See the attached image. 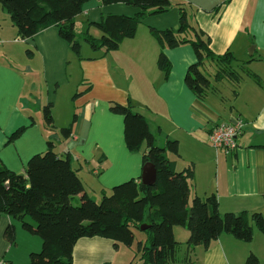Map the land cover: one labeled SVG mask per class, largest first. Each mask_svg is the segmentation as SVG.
Wrapping results in <instances>:
<instances>
[{"label":"crops","instance_id":"1","mask_svg":"<svg viewBox=\"0 0 264 264\" xmlns=\"http://www.w3.org/2000/svg\"><path fill=\"white\" fill-rule=\"evenodd\" d=\"M178 1L187 7L189 24L209 36L210 48L216 55L229 51L237 59L234 68L243 73L239 85L224 80L214 84V90L205 99L196 97L185 84L188 68L197 62L190 45L164 50L172 66L165 80L157 66L160 46L150 28L178 30V8L162 16L144 18L135 38L125 40L117 51L78 58L56 27L32 39H21L9 14L1 7L0 160L3 165L24 175L28 161L44 154L48 142L54 141L58 143L55 145L58 155L71 154L80 179L88 168L101 195L107 194L117 184L140 178L143 172V153L127 149L124 119L110 110L111 104L131 105L146 118L156 144L166 147L169 139L178 142L179 154L168 152L167 156L176 162L178 172L193 171L189 181L190 204L195 197L205 199L215 195L221 214L264 213V0ZM92 2L84 6L82 13L88 17V23L100 22L108 15L132 17L138 12L125 4L104 6L98 0ZM95 12H100L99 16H94ZM87 28L91 31L95 27ZM213 65L207 64L209 68ZM36 76L42 85L36 83ZM61 97L66 100L61 101ZM49 104L54 130L44 125V116L40 114ZM36 106L35 115L31 108ZM69 111L77 120L72 135L68 139L61 136L62 139L58 131L72 123V115L66 124H58L56 120L60 112L69 117ZM237 118L244 120L246 126L238 138L236 151L226 155L211 146L209 134L217 124ZM22 127H26L23 134L8 142ZM84 188L89 196L85 185ZM10 224L16 228L15 247L4 236ZM180 230L187 232L176 227L174 236L183 245L186 235ZM25 234L19 222L3 215L0 259L21 264L19 255L27 261L30 253L40 251V241ZM243 244L230 235H222L207 250L197 247L190 258L193 264H234L235 261L244 264L251 253L258 254L254 247L247 249ZM120 246L99 237L80 239L74 248L73 263L114 264ZM182 249L177 261H182L180 254L187 252ZM233 251H236L235 261L230 260Z\"/></svg>","mask_w":264,"mask_h":264},{"label":"trees","instance_id":"2","mask_svg":"<svg viewBox=\"0 0 264 264\" xmlns=\"http://www.w3.org/2000/svg\"><path fill=\"white\" fill-rule=\"evenodd\" d=\"M92 1L96 0H0V5L9 14L21 39H32L40 32L56 27L70 50L81 58L76 18ZM98 1L104 6L125 4L138 12L132 17L108 15L100 22L89 23V27L102 33L101 38H95L88 29L83 35L92 51L115 52L125 40L135 38L144 18L162 16L172 8H178V30L150 28L160 46L157 66L165 80L169 78L172 66L164 50L184 45H190L197 58V62L188 68L185 84L199 99H205L217 82L229 80L239 85L243 79V74L234 68L237 59L233 54L228 51L216 55L210 48L209 36L189 24L185 3L178 0ZM28 54L32 53L28 51ZM208 63H214L217 68L213 80L204 72ZM110 110L124 119L127 149L132 153L142 152L144 166L154 165L157 173L154 185H143L141 177L132 179L114 187L109 195L102 193L101 202L97 203L87 195L78 171L73 168L71 154L58 155L53 142H48L44 154L35 155L28 161L24 175L10 171L0 160V218L3 215L12 218L27 234L42 241L41 251L30 253L28 264H74V248L83 238L99 237L112 241L115 247L131 248L136 240L135 231H141L143 224L149 229L141 231L147 238L138 243L141 264H193L190 257L195 248L207 250L222 235H230L246 244L253 242L254 227L264 235L261 212L221 214L215 195L205 199L195 197L190 204L189 181L193 171L178 172L176 162L167 156L168 152L179 154L178 142L169 139L166 147L157 146L146 118L135 112L131 105L111 104ZM43 116L46 127L54 130L50 104L43 109ZM76 120L74 115L72 123L60 130L64 139L72 135ZM25 130L26 127L19 128L8 142L18 139ZM76 198L79 204H75ZM176 227L189 232L185 243L186 257L182 261H177L183 245L175 239ZM4 236L11 246H16L13 224L6 228ZM245 264H260V261L251 253Z\"/></svg>","mask_w":264,"mask_h":264},{"label":"rangeland","instance_id":"3","mask_svg":"<svg viewBox=\"0 0 264 264\" xmlns=\"http://www.w3.org/2000/svg\"><path fill=\"white\" fill-rule=\"evenodd\" d=\"M92 3H90V4H92ZM0 8H1V5H0ZM99 13L100 12H95L94 13V16H99ZM88 22H89L88 17H86L84 14L80 15L76 19V32H77V36L79 38V42H80L81 47H82V49H81V57L96 56V55H99L100 54L99 51L98 52L92 51L91 47L83 39V35L89 29V28H87V27H89V23ZM90 34L93 37H95V38H101V36H102V33L98 29H95V28H92V30L90 31ZM205 71H206V74L208 76H210V78L212 80L215 78V74H216V71H217L215 65L211 66V68H209V66H207V68L204 70V72ZM35 81H36V83L38 82L40 85H42V81H41V79L38 76L35 77ZM64 96H66V95H64ZM69 96H70V90H69ZM68 98L69 97H67V100H68ZM64 99L66 100V97L65 98L64 97H61V101L62 100L64 101ZM63 106H64V104H63ZM69 106H70V102H69ZM69 108L71 109V106ZM31 109H32V112L35 115L38 113V110H37L38 107L37 106L36 107H32ZM61 112H63V111H61ZM61 112L58 115L57 120H56L58 124H66L68 122L67 120H70L71 119V115H72V121H73V118H74V115H75L73 112L71 113L69 111L70 112L69 117L68 116L65 117L66 115L65 116L64 115H61ZM40 114H42V116H43V111H42V113L40 112ZM42 118L44 120V117H42ZM150 119L153 120L152 118H150ZM152 124L154 125V123H152ZM44 125H46L45 120H44ZM153 125H152V128H153ZM55 127H56V124H55ZM58 134H59V137L62 138L61 137L62 135H61L60 131H58ZM55 145H56V143H55ZM57 145H58V143H57ZM157 146H160L159 142L157 143ZM82 180H83V184L85 185V187H86V189L88 191V194H89L90 198L92 200H94L95 202L100 203L101 202V199H102L101 191H99L98 188H96L95 176L92 175L91 170H89L88 168L85 169L84 173L82 174ZM121 184H123V183H121ZM118 185H120V184H117L114 187H116ZM110 193L111 192H108L107 194L109 195ZM79 203H80L79 199L76 198L75 204H79ZM263 215H264V213H263ZM28 221H32V220L30 218H28ZM180 231H183L184 232V230H180ZM186 231L187 232H184L185 235H186V237L185 238L183 237L184 238L183 239L184 240L183 241L184 243H183V246H182L183 247V249H182L183 251H187V247L185 246V242L189 238V232H188V230H186ZM25 235H28V234H25ZM135 237H136V240H135V242H134V244H133V246L131 248H127V247H125L123 245L120 246L121 247V250L118 252V254H117L116 258H115L114 264H141V262L139 260L140 259V256H139V252H138V243L139 242H145V240H146L147 237L141 231H135ZM254 237H255V240L253 239V241H255L254 244H252V243L246 244L245 243L243 245H245V247H247V249L249 247H254L255 252L258 254L257 257H258V259L260 261V264H264V235L261 234L254 227ZM35 238L38 239V241H40V243L42 244V241H41L40 238H38L37 236ZM251 244L254 245V246H251ZM40 251H41V249H40ZM40 251L35 252V253H39ZM196 251H199V250H196ZM235 252L236 251L231 252V254H230V260L232 258L235 261V259H234L235 257L233 256V254ZM195 253L198 254V252H195ZM182 255L183 254H180L179 257H183V258L186 257V254L183 255V256ZM18 260L21 262V264H28L29 263V259H27V261H26V259L22 255H19L18 256ZM235 262H234V264H235Z\"/></svg>","mask_w":264,"mask_h":264},{"label":"built area","instance_id":"4","mask_svg":"<svg viewBox=\"0 0 264 264\" xmlns=\"http://www.w3.org/2000/svg\"><path fill=\"white\" fill-rule=\"evenodd\" d=\"M245 126V121L240 118L217 124L209 134V143L216 150L230 155L238 148V138L243 133ZM0 264L9 263L4 259H0Z\"/></svg>","mask_w":264,"mask_h":264},{"label":"water","instance_id":"5","mask_svg":"<svg viewBox=\"0 0 264 264\" xmlns=\"http://www.w3.org/2000/svg\"><path fill=\"white\" fill-rule=\"evenodd\" d=\"M156 169L154 167V165H152L151 163L146 164L143 167V172L141 175V183L145 186H152L154 185L155 181H156ZM141 231H146L149 229V226L146 224H143L141 226Z\"/></svg>","mask_w":264,"mask_h":264}]
</instances>
